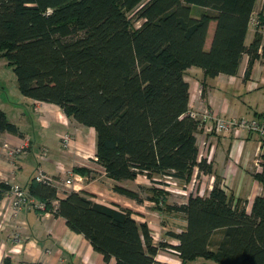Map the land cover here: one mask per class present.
<instances>
[{"label": "trees", "instance_id": "obj_1", "mask_svg": "<svg viewBox=\"0 0 264 264\" xmlns=\"http://www.w3.org/2000/svg\"><path fill=\"white\" fill-rule=\"evenodd\" d=\"M255 0H0V58L12 66L19 92L58 106L76 123L96 132L95 162L115 181L144 174L152 183L171 176L187 185L196 168L211 174L199 159V123L189 116L186 70L200 68L206 78L237 73L247 55L264 59L258 33L245 37ZM195 11L197 14H195ZM133 20L138 22L133 26ZM261 20V22H263ZM215 22L206 49L209 25ZM203 85V84H202ZM17 133L0 109V134ZM262 171L254 178L264 185ZM86 173L88 170L83 169ZM82 170V171H83ZM159 179V180H155ZM10 189L0 183V193ZM120 190V189H118ZM120 192L135 196L128 191ZM27 193L90 242L107 264H165L159 250L174 249L186 264L202 258L216 264H264V198L248 214L217 179L208 196L167 205V193L153 189L159 210L183 214L186 226L170 236L177 246L154 245L146 223L132 211L70 191L57 198L53 183L35 182ZM3 264H11L7 259Z\"/></svg>", "mask_w": 264, "mask_h": 264}, {"label": "crops", "instance_id": "obj_2", "mask_svg": "<svg viewBox=\"0 0 264 264\" xmlns=\"http://www.w3.org/2000/svg\"><path fill=\"white\" fill-rule=\"evenodd\" d=\"M255 19L260 24L264 22H261L264 19V0H255L245 46H249L256 36L251 26V21ZM214 30L215 22H211L206 49L211 44ZM248 60L246 54L242 56L237 73L233 76L221 74L206 78L200 68L186 70L184 80L189 85V111L208 109L221 118H256L264 121V59L255 60L246 77ZM0 109L8 122L17 127V133L0 134V183L10 188L18 185L27 191L37 173L47 175L53 180L58 199H63L70 191L90 193L95 203L131 210L137 223L147 224L154 245H178V240L170 233L178 234L184 230L186 220L183 214L165 207L159 210L161 205L155 207L150 197L153 189H158L167 193V205L185 204L192 191L191 182L184 186L174 179L176 184L164 182L163 179L154 184L144 174L126 181L108 178L94 159V129L76 123L54 104L24 97L17 83L16 87L9 89L4 82L0 91ZM64 134L69 136L65 148L61 142ZM196 140L199 159L205 158L213 168L211 174H198L194 169L195 188L199 190V195L208 196L217 179L221 188L232 198V204L244 206L249 214L254 199L257 196L264 198V185L254 178L256 164L264 155V144L256 135H210L203 129L196 133ZM4 144L20 152L7 156L3 150ZM68 179L73 187L65 184ZM118 189L134 193L135 196H128ZM10 200L7 192L0 193V264L5 259L11 264H106L84 235L71 230L63 217L37 209H22L13 216L9 209ZM174 251L159 250L155 260L165 264H181ZM107 264H115V260L110 259ZM186 264L216 263L199 258Z\"/></svg>", "mask_w": 264, "mask_h": 264}, {"label": "built area", "instance_id": "obj_3", "mask_svg": "<svg viewBox=\"0 0 264 264\" xmlns=\"http://www.w3.org/2000/svg\"><path fill=\"white\" fill-rule=\"evenodd\" d=\"M251 26L255 30L256 33L260 35L261 43H264V22L259 23L256 19L251 21ZM189 116L196 120L199 123V129H203L206 134L210 135H218L222 133H233L237 136L242 135H256L259 140L264 144V121L259 119H245V118H221L214 114L212 111L208 109L200 110L199 112L189 111ZM62 146L65 148L69 142L68 134H64L61 138ZM3 150L7 156H10L14 153H19V149H11L7 144L3 145ZM96 160V158H94ZM262 171L261 161L256 164V172ZM73 180H76L74 176H72ZM164 182L170 184H176L171 176H164ZM35 182H43V183H53V180L44 174H36L33 179ZM191 194L199 195V190L196 187V175L190 180ZM65 184L67 186H74L71 180H66ZM189 184V183H188ZM186 186V185H185ZM7 194L10 195V207L9 209L12 211L13 216H16L18 212L22 209H37L42 213H53L56 209L57 202L53 201L52 211H48L46 209V204L37 200L36 198L30 196L26 189L14 185L8 191ZM170 251V250H169ZM177 253L176 251H174Z\"/></svg>", "mask_w": 264, "mask_h": 264}, {"label": "rangeland", "instance_id": "obj_4", "mask_svg": "<svg viewBox=\"0 0 264 264\" xmlns=\"http://www.w3.org/2000/svg\"><path fill=\"white\" fill-rule=\"evenodd\" d=\"M137 25H138V22L136 20H133V26L137 27ZM1 74H4L5 77H3ZM5 81L9 89L16 87L17 82H16V77L13 72L12 66L9 65L7 61L5 62L3 59H0V91H1V88L4 87ZM170 257H174V256H170Z\"/></svg>", "mask_w": 264, "mask_h": 264}]
</instances>
